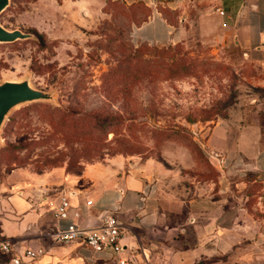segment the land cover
<instances>
[{"label":"rangeland","instance_id":"obj_1","mask_svg":"<svg viewBox=\"0 0 264 264\" xmlns=\"http://www.w3.org/2000/svg\"><path fill=\"white\" fill-rule=\"evenodd\" d=\"M205 6H190L187 34L160 46L131 37L146 16L139 3L9 0L0 24L28 37L0 42V84L26 81L47 98L6 114L0 191L21 190L29 175L67 182L87 167L99 178L146 166L164 195L233 200L262 229L264 174L228 172L222 182L208 138L218 123L233 136L264 132V68L218 41L221 31L200 34ZM240 246L248 258L239 263L264 264L263 255Z\"/></svg>","mask_w":264,"mask_h":264},{"label":"crops","instance_id":"obj_2","mask_svg":"<svg viewBox=\"0 0 264 264\" xmlns=\"http://www.w3.org/2000/svg\"><path fill=\"white\" fill-rule=\"evenodd\" d=\"M123 1L142 4L146 9L145 18L131 31L133 40L160 46L184 37L190 6L197 8L198 3H204L198 16L200 34L221 31L218 41L233 43L245 62L264 68V0ZM216 9L224 10L226 16L219 15ZM174 14L179 25L172 23ZM208 145L218 154L222 182L228 180V172H251L257 177L264 174V132L256 127L233 136L228 125L218 123L212 128ZM91 171L87 167L67 182L62 178L51 180L45 174L29 175L21 190H15L14 185L9 191H0L2 236L18 240L20 249L42 245L46 254L36 264H89L78 242L57 244L49 234L70 223L94 225L99 212L117 208L115 214L124 224V255L141 264H235L248 258L238 252L240 245L246 246L247 253L258 252L264 257V227L259 229L260 222L233 200L224 202L223 198L207 196L185 200L164 195L146 166L130 168L119 177L114 175L115 170L99 178ZM220 191L224 192L221 197L227 194ZM63 194L72 205L67 219L56 217L50 205ZM87 199L93 201L89 206L85 204ZM44 210L51 214L45 215Z\"/></svg>","mask_w":264,"mask_h":264},{"label":"built area","instance_id":"obj_3","mask_svg":"<svg viewBox=\"0 0 264 264\" xmlns=\"http://www.w3.org/2000/svg\"><path fill=\"white\" fill-rule=\"evenodd\" d=\"M221 16H226L225 11L216 9ZM225 26L226 23L224 22ZM212 158H218L217 153H210ZM93 203L87 199V206ZM53 206V213L60 219H67L70 216L72 205L68 196L63 194L50 203ZM113 210H102L97 215V222L94 225L83 226L70 223L65 227H56L50 232V238L54 243L68 245L79 243L82 250L87 254L89 264H141L134 257L124 255V248L121 244L124 224ZM0 252L4 257V264H36L45 254L46 249L42 245L19 248V242L15 239L4 238L0 240ZM144 261L148 257L142 250ZM244 264V263H235Z\"/></svg>","mask_w":264,"mask_h":264},{"label":"water","instance_id":"obj_4","mask_svg":"<svg viewBox=\"0 0 264 264\" xmlns=\"http://www.w3.org/2000/svg\"><path fill=\"white\" fill-rule=\"evenodd\" d=\"M8 3L9 0H0V13ZM27 37V33L17 29L8 30L0 24V42H14ZM46 98V94L31 87L26 81H6L0 84V127L6 114L12 107L20 103L44 100Z\"/></svg>","mask_w":264,"mask_h":264},{"label":"trees","instance_id":"obj_5","mask_svg":"<svg viewBox=\"0 0 264 264\" xmlns=\"http://www.w3.org/2000/svg\"><path fill=\"white\" fill-rule=\"evenodd\" d=\"M145 71H146V70H145ZM145 71H144V72H145ZM145 74H146V73H145ZM0 254H1V252H0ZM1 255H2V254H1ZM2 256H3V255H2Z\"/></svg>","mask_w":264,"mask_h":264}]
</instances>
